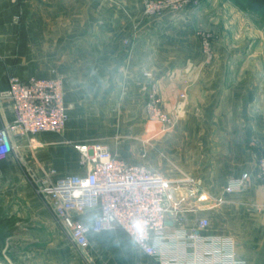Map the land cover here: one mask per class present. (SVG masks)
Wrapping results in <instances>:
<instances>
[{
    "label": "crops",
    "instance_id": "0c3cea01",
    "mask_svg": "<svg viewBox=\"0 0 264 264\" xmlns=\"http://www.w3.org/2000/svg\"><path fill=\"white\" fill-rule=\"evenodd\" d=\"M143 2L0 0V93L11 76H61L71 106L61 135L21 136L18 149L0 160L1 201L18 198L41 212L45 207L30 180L51 170L53 180L84 174L68 143H100L168 180L192 178L207 195L198 201L186 188L172 191L184 220L168 223L166 237L156 242L162 264L222 263L224 254L210 252L217 245L209 239L231 241L237 262L264 264V191L255 159L264 149V32L222 35L208 60L189 28L199 26L201 12L193 21L168 13L148 17ZM152 80L166 111L178 114L171 130H160L141 113ZM13 120L11 101L0 99V128ZM243 173L251 175L248 189L226 193L228 180ZM97 214L78 218L91 224ZM202 220L207 227H199ZM188 233L200 241L187 239ZM86 253L89 259L70 262L161 264L119 230L91 234ZM0 264L15 263L0 257Z\"/></svg>",
    "mask_w": 264,
    "mask_h": 264
},
{
    "label": "built area",
    "instance_id": "2783aa9c",
    "mask_svg": "<svg viewBox=\"0 0 264 264\" xmlns=\"http://www.w3.org/2000/svg\"><path fill=\"white\" fill-rule=\"evenodd\" d=\"M203 1L145 0L143 12L146 16L165 12L175 14L189 8L196 9ZM200 40L203 53L211 60L212 34L202 33ZM146 76L151 74L146 73ZM184 97L185 94H182L181 98ZM0 99L11 101L14 114V120L0 128V160L18 149L15 141L21 136L40 133L61 135L64 132L71 106L65 101L63 77H32L23 81L11 76L9 88L0 93ZM144 114L148 121L160 123L164 130L177 123L178 114L171 115L166 111L156 80H152L148 86ZM73 147L79 154V166L84 174H72L53 180L51 175L54 170H51L44 178L30 180L35 194L72 244L86 252L91 234L119 230L137 248L161 264L164 263L155 244L166 237L168 223L182 224L185 212L174 202L172 191L183 187L188 189L190 197L205 201L207 195L201 194L198 182L192 178L168 180L145 164L129 162L116 156L107 145L100 143H75ZM255 159L259 170L257 180L264 191V149L255 155ZM250 180L249 173L231 178L225 191L241 193L248 189ZM92 210H97L98 214L91 224L79 220V216ZM207 225V220L199 222L200 228ZM185 236L191 241H200V237L194 233ZM201 240L206 243L205 239ZM207 242L217 245L210 252L224 254V261L220 264H242L233 258L231 241L209 239Z\"/></svg>",
    "mask_w": 264,
    "mask_h": 264
},
{
    "label": "rangeland",
    "instance_id": "374dc122",
    "mask_svg": "<svg viewBox=\"0 0 264 264\" xmlns=\"http://www.w3.org/2000/svg\"><path fill=\"white\" fill-rule=\"evenodd\" d=\"M235 3H237L236 0H204L196 9L189 8L175 14L165 13L170 14L171 19L190 15L188 19L193 21L199 16L198 12H201L202 17L199 18V26L189 28L200 44L202 33L212 34V49H214V43L216 40L219 41L222 35L240 36L246 33L264 32V18L241 9ZM201 53L205 56L202 45ZM205 59H207L206 56ZM145 100L142 104L141 113H144ZM153 123L159 125L160 130H164L160 123ZM68 145L73 144L68 143ZM44 210L34 212L18 198L4 204L0 197V257L4 259L8 257L15 264L21 263L23 259L25 260L24 264H33L35 259H42V264H49L50 259H57V264H74L75 262H70V260L73 261L76 258L89 259L86 252L78 250L72 244L60 224L46 207Z\"/></svg>",
    "mask_w": 264,
    "mask_h": 264
},
{
    "label": "trees",
    "instance_id": "16d2710c",
    "mask_svg": "<svg viewBox=\"0 0 264 264\" xmlns=\"http://www.w3.org/2000/svg\"><path fill=\"white\" fill-rule=\"evenodd\" d=\"M232 1V0H231ZM234 1V0H233ZM241 9L264 18V0H236Z\"/></svg>",
    "mask_w": 264,
    "mask_h": 264
}]
</instances>
